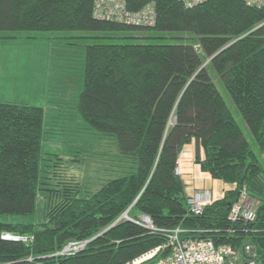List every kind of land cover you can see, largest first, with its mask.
<instances>
[{"label":"trees","instance_id":"16d2710c","mask_svg":"<svg viewBox=\"0 0 264 264\" xmlns=\"http://www.w3.org/2000/svg\"><path fill=\"white\" fill-rule=\"evenodd\" d=\"M150 1L128 4L138 10ZM94 3L0 0V31L102 32L112 39L146 31L189 33L199 43L86 47L76 109L85 123L118 143L115 159H106L110 178L95 191L70 178L60 190L42 188L45 110L0 102V215H33L40 192L49 193L42 223L0 222V264H126L166 246L163 231L175 229L183 239L212 240L239 252L252 244L264 261V5L208 0L187 7L182 0H155V25L140 27L96 19ZM212 72L238 107L258 152ZM53 105L64 118L63 105ZM193 141L201 171L230 187L201 215L191 212L187 184L176 174ZM243 189L258 203L256 219L233 223L230 212ZM126 212L131 221L120 219ZM143 215L156 231L138 223ZM81 241H89L84 250L61 255L70 242ZM168 254L162 251L156 260Z\"/></svg>","mask_w":264,"mask_h":264},{"label":"rangeland","instance_id":"374dc122","mask_svg":"<svg viewBox=\"0 0 264 264\" xmlns=\"http://www.w3.org/2000/svg\"><path fill=\"white\" fill-rule=\"evenodd\" d=\"M107 35L102 32L85 31L60 33L0 31V102L25 104L45 110L42 188L60 190L70 178L95 191L110 178L105 173L108 165L106 159H115L118 151L116 137L90 127L76 109L78 96L83 89L85 50L88 45L96 42L176 44L192 43L193 40L197 45L199 43V38L189 33L146 31L145 34H121L113 39L106 38ZM124 37L128 39H122ZM200 53L204 55L201 50ZM212 76L252 149L258 152L238 107L215 73L212 72ZM53 102L63 105L64 118L56 116L58 110ZM81 154L78 163L72 161ZM182 154L184 156L182 155L181 159L186 156L184 151ZM54 155L61 156L63 160H56ZM112 177H115V174ZM195 178L184 179L189 183L187 187L190 193L196 191V187L203 181ZM204 185L212 187L207 181ZM48 195V192H40L35 214L0 215V222L42 223ZM127 218L130 219L128 215Z\"/></svg>","mask_w":264,"mask_h":264},{"label":"built area","instance_id":"2783aa9c","mask_svg":"<svg viewBox=\"0 0 264 264\" xmlns=\"http://www.w3.org/2000/svg\"><path fill=\"white\" fill-rule=\"evenodd\" d=\"M187 7H194L208 0H182ZM251 6H263L264 0H246ZM94 17L99 20L121 23L129 26L153 27L157 19L155 0L147 5L131 10L128 0H95ZM176 174L185 179L181 160L176 168ZM236 188V185L233 187ZM225 192L220 193L224 197ZM188 205L195 215H201L204 208L214 202V193L209 189H197L188 193ZM258 203L251 199L243 189L238 202L232 207L229 219L233 223H249L256 219ZM149 230L156 231L152 220L148 216H141L138 222ZM181 229L166 230L168 243L157 247L126 264H264L258 260V252L254 245L247 244L243 252H239L230 245L217 246L212 240L183 239ZM89 241L70 242L61 255H72L86 248ZM84 248V249H82ZM169 251V254L156 260L159 253Z\"/></svg>","mask_w":264,"mask_h":264},{"label":"crops","instance_id":"0c3cea01","mask_svg":"<svg viewBox=\"0 0 264 264\" xmlns=\"http://www.w3.org/2000/svg\"><path fill=\"white\" fill-rule=\"evenodd\" d=\"M184 152L186 153L185 157L181 159L182 163V171L186 174L185 178H198L203 179V181L196 187V190L198 189H211L214 193V201L221 199L220 192H226L230 190V187L223 184L221 181L213 180L212 178H208V174H205L201 171V168L199 165L195 163V154H196V143L193 141L191 144L187 145L184 149ZM202 157H204V153L202 151ZM205 177V178H202ZM195 178V179H196ZM208 182L212 187H206L204 185V182ZM187 185H189L188 182H185ZM187 192H189V188L187 187Z\"/></svg>","mask_w":264,"mask_h":264},{"label":"bare ground","instance_id":"6f19581e","mask_svg":"<svg viewBox=\"0 0 264 264\" xmlns=\"http://www.w3.org/2000/svg\"><path fill=\"white\" fill-rule=\"evenodd\" d=\"M182 155L184 156V154H182ZM182 155H181V156H182ZM180 160H181V157H180ZM180 160H179V161H180ZM128 212H129V211H128ZM128 212H126L125 214H127V215H128ZM121 219H124V218H121ZM125 219H126V220H128V218H127V217H126ZM129 220H130V219H129ZM130 221H131V220H130ZM132 221H133V220H132ZM82 249H84V248H82Z\"/></svg>","mask_w":264,"mask_h":264},{"label":"water","instance_id":"95a60500","mask_svg":"<svg viewBox=\"0 0 264 264\" xmlns=\"http://www.w3.org/2000/svg\"><path fill=\"white\" fill-rule=\"evenodd\" d=\"M223 51V50H222ZM220 53V52H219ZM127 217V214H124L121 218H126ZM120 218V219H121Z\"/></svg>","mask_w":264,"mask_h":264}]
</instances>
